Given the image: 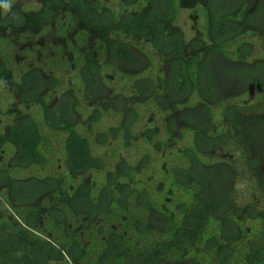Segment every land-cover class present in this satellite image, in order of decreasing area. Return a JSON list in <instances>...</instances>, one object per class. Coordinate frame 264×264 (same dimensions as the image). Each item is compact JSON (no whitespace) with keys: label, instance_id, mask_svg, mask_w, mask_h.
<instances>
[{"label":"trees","instance_id":"trees-1","mask_svg":"<svg viewBox=\"0 0 264 264\" xmlns=\"http://www.w3.org/2000/svg\"><path fill=\"white\" fill-rule=\"evenodd\" d=\"M15 1L0 0V264H264V76L247 64L228 75L248 93L208 89L211 52L264 49V0ZM133 51L147 63L126 72Z\"/></svg>","mask_w":264,"mask_h":264},{"label":"rangeland","instance_id":"rangeland-1","mask_svg":"<svg viewBox=\"0 0 264 264\" xmlns=\"http://www.w3.org/2000/svg\"><path fill=\"white\" fill-rule=\"evenodd\" d=\"M104 2L110 4L112 2H115L116 0H103ZM32 2V0H17L15 3H17V7L20 8H26L29 6V4ZM159 5H163L162 2ZM197 22H201L200 19L197 18L196 14H193L191 11L186 10L182 11L178 18V24L181 27V29L184 31V34L187 38H191L194 36L195 27L198 26ZM259 25L264 26V17L261 18L258 21ZM256 27V26H255ZM257 28V27H256ZM264 38V37H263ZM245 42L246 46L249 48L244 47L243 49L238 48V51L247 52L250 51L249 54H244L242 57L245 59V62H241L236 58V48L238 44ZM261 39L259 41L252 40L251 38L247 40H239V42L235 43H229L224 47L225 53L221 52H211L210 53V64H209V71L211 72L212 76L214 77L213 86L210 85L208 89L212 91L211 94L217 95L218 98L225 97L228 95H244L249 92L250 86L248 85V81H246L243 77H230L228 75V70H231L234 75L238 76L239 69H241L244 65L251 64L254 65L258 62L257 66V72L260 75V77L264 76V64H262L261 59L263 58L264 49L260 45ZM131 60H123L120 62V67L126 71V72H139L142 71L143 68L146 66V59L139 53V52H131ZM110 84L112 87H115L116 89H119V85L121 82V79L118 77L113 79L112 77H109ZM214 86H217V89H215ZM126 91L129 92L127 89ZM252 93L250 95H253L255 92L251 90ZM111 96L114 95L112 92H110ZM249 98L248 96H246ZM199 96L192 97L191 100L189 99V103L192 107H195V111H199V115L203 116L202 105L197 100H199ZM180 101V102H179ZM186 101V100H185ZM197 101V102H196ZM182 102V103H181ZM182 104L183 106L184 101L181 100H168V105L170 108H172L173 117L175 120L176 125L179 129H182L185 126H188L191 124L185 117H183V113L186 112V108L183 107H173L177 104ZM187 103V104H189ZM148 106L145 105L141 107L139 110L142 114V121L140 127L144 125V123L147 121V118L149 116V110L147 109ZM152 110V108H151ZM150 110V112H151ZM153 111V110H152ZM153 113V112H152ZM151 114V113H150ZM198 120V119H197ZM117 117L116 116H106L102 121L103 127H108L110 125H117ZM139 126V125H138ZM256 142H258L257 146L259 147V152L262 153V160L260 167L262 169V172L264 173V139H256ZM240 189L242 192L245 193V195H248L250 191L246 189L245 183H240ZM250 198V196H249Z\"/></svg>","mask_w":264,"mask_h":264},{"label":"clouds","instance_id":"clouds-1","mask_svg":"<svg viewBox=\"0 0 264 264\" xmlns=\"http://www.w3.org/2000/svg\"><path fill=\"white\" fill-rule=\"evenodd\" d=\"M3 7L6 9L7 8V4H4Z\"/></svg>","mask_w":264,"mask_h":264}]
</instances>
